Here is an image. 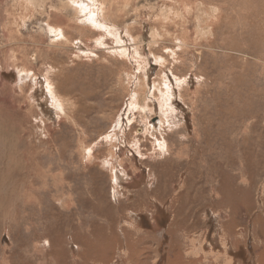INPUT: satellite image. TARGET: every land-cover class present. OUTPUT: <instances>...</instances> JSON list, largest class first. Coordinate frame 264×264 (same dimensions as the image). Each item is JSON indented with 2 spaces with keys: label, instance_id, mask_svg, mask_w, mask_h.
<instances>
[{
  "label": "rangeland",
  "instance_id": "1",
  "mask_svg": "<svg viewBox=\"0 0 264 264\" xmlns=\"http://www.w3.org/2000/svg\"><path fill=\"white\" fill-rule=\"evenodd\" d=\"M70 1L0 0V264H264V0Z\"/></svg>",
  "mask_w": 264,
  "mask_h": 264
},
{
  "label": "bare ground",
  "instance_id": "2",
  "mask_svg": "<svg viewBox=\"0 0 264 264\" xmlns=\"http://www.w3.org/2000/svg\"><path fill=\"white\" fill-rule=\"evenodd\" d=\"M85 1V4L83 3ZM83 2H81V0H71L70 2H71V5H74V6H72L73 8L75 7V9L79 12H81V14H83L87 9H89V7H88V4L90 3V0H89V3L87 2V0H84ZM92 1V0H91ZM88 3V4H87ZM92 4V3H91ZM95 5V4H94ZM97 5V4H96ZM90 7H92V5H90ZM102 11V10H101ZM77 12V13H78ZM88 12V11H87ZM86 12V13H87ZM91 12V11H90ZM96 13V12H95ZM88 14V13H87ZM106 18V17H105ZM88 20H89V24H91L94 28L95 27H102V25L99 23V22H97V19H96V15H94V14H90L89 15V18H88ZM103 21V20H102ZM106 22V21H105ZM104 24V23H103ZM108 26V25H107ZM90 29H91V26H90ZM113 29V28H112ZM105 31V30H104ZM46 80V79H45ZM45 86H46V83H45ZM166 92H167V95H169L170 93H171V91H170V89L168 88V87H166ZM159 93H160V91H159ZM165 94V93H164ZM45 95V94H44ZM43 95V96H44ZM162 97V98H161ZM161 103H163V105H165L166 107H164V108H166L167 109V103H166V98H163L164 97V95H163V92H162V95H161ZM207 109V108H206ZM170 114H171V112H170ZM175 115V114H174ZM210 121V120H209ZM210 126V125H209ZM4 148V147H3ZM1 150V149H0ZM204 177V176H203ZM187 186V185H186ZM189 189V188H188ZM183 192V191H182Z\"/></svg>",
  "mask_w": 264,
  "mask_h": 264
}]
</instances>
